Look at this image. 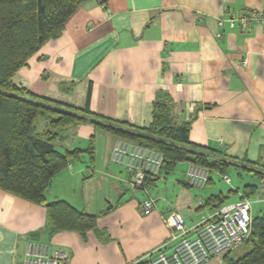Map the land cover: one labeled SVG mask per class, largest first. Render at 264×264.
I'll return each mask as SVG.
<instances>
[{
	"label": "crops",
	"instance_id": "obj_1",
	"mask_svg": "<svg viewBox=\"0 0 264 264\" xmlns=\"http://www.w3.org/2000/svg\"><path fill=\"white\" fill-rule=\"evenodd\" d=\"M224 7L264 9V0H86L13 80L39 96L88 106L95 116L137 127L150 122L157 93L167 94L175 121L188 122L189 141L201 151L264 167V29L219 26ZM68 129L75 139L64 149L81 151L53 176L46 198L91 214L107 212L84 235H49L43 206L0 189V264H21L29 240L64 250L67 264L149 262L179 241L165 223L171 211L193 236L218 208L207 198L227 194L222 204L237 201L245 183L257 185L253 200L248 198L251 218L262 211L264 175L247 172L252 177L245 183L225 188L211 174L222 178L227 171H212L206 185L196 188L185 182L189 162L179 161L178 177L173 169L146 187L155 205L142 214L146 193L130 191L125 167L110 158L118 138L84 120L65 128L57 141L68 139ZM203 264H224L223 256Z\"/></svg>",
	"mask_w": 264,
	"mask_h": 264
},
{
	"label": "trees",
	"instance_id": "obj_2",
	"mask_svg": "<svg viewBox=\"0 0 264 264\" xmlns=\"http://www.w3.org/2000/svg\"><path fill=\"white\" fill-rule=\"evenodd\" d=\"M86 0H0V189L14 194L45 209L49 235L58 231H76L84 235L96 227L97 217L79 210L64 199L48 201L46 191L53 176L77 157L79 148L60 150L55 142L61 131L88 120L119 139L132 141L153 149L162 156L159 174L146 177L147 187L162 174L170 173L177 162L187 161L205 167L209 174L222 175L229 166L245 173L263 177L264 167L257 161L247 165L210 157L189 141L188 122L177 123L171 99L157 93L151 110L150 122L141 127L92 114L88 106L75 108L50 98L39 96L15 84L13 77L27 66L30 58L49 40L56 39L68 18ZM105 5L107 0H99ZM86 151L92 152V140ZM210 178H208V181ZM207 181V182H208ZM257 185L245 183L244 197L255 194ZM233 190H228L231 193ZM227 197L212 195L219 207ZM243 197V198H244ZM249 249L241 256H223L224 264H264V211L251 218L250 231L243 241ZM242 242V243H243ZM134 264H149L139 261Z\"/></svg>",
	"mask_w": 264,
	"mask_h": 264
},
{
	"label": "built area",
	"instance_id": "obj_3",
	"mask_svg": "<svg viewBox=\"0 0 264 264\" xmlns=\"http://www.w3.org/2000/svg\"><path fill=\"white\" fill-rule=\"evenodd\" d=\"M217 24L240 29H250L259 26L264 29V9L248 8L236 11L222 9ZM245 64V60L240 61ZM110 158L121 164L128 173V182L135 190H143L145 199L141 202V213L147 214L155 205V200L148 194L144 184L146 177H156L159 174L162 156L159 152L138 145L135 142L117 139L111 149ZM209 178L208 170L200 165L189 163L185 171V182L192 187L203 188ZM222 179L229 182L230 178L223 175ZM251 202L241 198L234 202L219 206L197 228L193 236H188V229L177 212L171 211L165 217L169 235L179 237V241L170 252L162 250L150 258L149 264H203L214 257H222L234 247L241 244L250 231ZM68 255L60 248L29 240L26 243L21 264H67Z\"/></svg>",
	"mask_w": 264,
	"mask_h": 264
},
{
	"label": "rangeland",
	"instance_id": "obj_4",
	"mask_svg": "<svg viewBox=\"0 0 264 264\" xmlns=\"http://www.w3.org/2000/svg\"><path fill=\"white\" fill-rule=\"evenodd\" d=\"M63 130L61 132H63ZM66 133L69 135L68 139H66L65 141H63L61 143L59 141H56L55 142L56 147L58 149H64L66 146H68V143L69 142L73 141V138L74 137H73V133H72L71 129H68V131ZM176 174H177V168L174 169V171L172 172L171 175L174 176V177H176L177 176ZM215 174H216V172H212V174H211L212 180L214 182H216V183L221 184V186H223L225 188L231 187L232 185H235L237 183H241V184L242 183H245L247 181L248 177H252L250 174L241 171V169L238 168V167H236V166H229L228 167L227 175L231 178V182L230 183L225 182L221 178V176L218 177L219 175H215ZM168 179L169 180H172V178L170 177V175H169ZM130 191H133V188H131ZM140 192H144V191L141 190ZM254 196H255V194H253V195L250 196L251 200H253ZM235 199L236 198L233 197V198L230 199V201L235 200ZM258 206H260V205L258 204ZM260 209H262V211L260 212V213H262L264 211V206H261ZM248 249H249V246L246 243L243 242L238 247H236L235 249L231 250L229 256L231 258L239 257V256L243 255Z\"/></svg>",
	"mask_w": 264,
	"mask_h": 264
}]
</instances>
